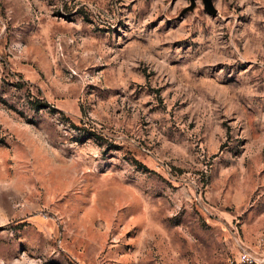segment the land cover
Returning a JSON list of instances; mask_svg holds the SVG:
<instances>
[{
	"label": "rangeland",
	"instance_id": "374dc122",
	"mask_svg": "<svg viewBox=\"0 0 264 264\" xmlns=\"http://www.w3.org/2000/svg\"><path fill=\"white\" fill-rule=\"evenodd\" d=\"M0 0V264H231L264 244V0Z\"/></svg>",
	"mask_w": 264,
	"mask_h": 264
},
{
	"label": "built area",
	"instance_id": "2783aa9c",
	"mask_svg": "<svg viewBox=\"0 0 264 264\" xmlns=\"http://www.w3.org/2000/svg\"><path fill=\"white\" fill-rule=\"evenodd\" d=\"M231 264H264V244L261 246L259 252L244 249Z\"/></svg>",
	"mask_w": 264,
	"mask_h": 264
},
{
	"label": "water",
	"instance_id": "95a60500",
	"mask_svg": "<svg viewBox=\"0 0 264 264\" xmlns=\"http://www.w3.org/2000/svg\"><path fill=\"white\" fill-rule=\"evenodd\" d=\"M204 6L206 11L211 14L212 16H216L217 11L214 7L213 1L212 0H203ZM196 0H191V7L190 9L192 10L195 7Z\"/></svg>",
	"mask_w": 264,
	"mask_h": 264
}]
</instances>
